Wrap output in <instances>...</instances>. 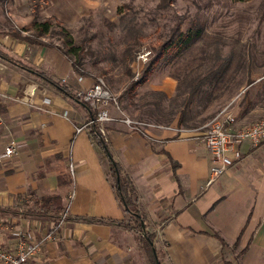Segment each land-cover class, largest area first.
<instances>
[{"label":"crops","instance_id":"obj_1","mask_svg":"<svg viewBox=\"0 0 264 264\" xmlns=\"http://www.w3.org/2000/svg\"><path fill=\"white\" fill-rule=\"evenodd\" d=\"M120 1L0 0V52L13 59L0 54V153L15 143V153L0 159V209L32 206L31 196H55L54 211L66 214L56 222L0 211L1 247L12 248L17 232L40 243L24 264H150L135 229L75 218L120 221L127 215L91 126L75 131L93 114L75 92L90 86L94 75L75 71L46 38L54 23L70 27L98 12L114 15ZM43 21L49 30L35 36V23ZM175 86L165 76L152 90L169 94ZM110 110L114 119L105 124L104 140L132 180L160 263L264 264V143L243 142L241 157L205 186L211 156L194 136L209 119L195 126L181 114L169 123L142 120L152 124L143 134L118 119L122 111Z\"/></svg>","mask_w":264,"mask_h":264},{"label":"rangeland","instance_id":"obj_2","mask_svg":"<svg viewBox=\"0 0 264 264\" xmlns=\"http://www.w3.org/2000/svg\"><path fill=\"white\" fill-rule=\"evenodd\" d=\"M163 3L121 0L114 15L98 12L70 27L54 23L46 38L63 46L62 38L70 35L82 46L81 68L102 77L121 111L133 119L169 123L182 114L195 126L226 104L239 124L264 116V0ZM174 26L184 32L199 28L200 35L140 78L152 55L149 47L165 40ZM145 50L151 53L138 59ZM165 76L176 80L170 95L152 90Z\"/></svg>","mask_w":264,"mask_h":264},{"label":"built area","instance_id":"obj_3","mask_svg":"<svg viewBox=\"0 0 264 264\" xmlns=\"http://www.w3.org/2000/svg\"><path fill=\"white\" fill-rule=\"evenodd\" d=\"M148 50L141 51L137 58L145 60ZM64 81V78H62ZM75 97L93 110V117L82 126H76L79 131L86 125L95 124L97 132L105 139V124L114 119L111 107L121 113L116 95H114L102 77H96L92 84L75 92ZM118 119L135 131L145 134V126L152 124L122 115ZM2 122L0 116V123ZM195 132V138L201 142L211 156L210 173L205 181V186L210 185L218 176L226 172L240 157V146L248 141L252 147L264 143V116L247 124H239L235 114L229 109V104L216 111L209 120ZM15 153V143L9 142L0 153V159ZM69 170L72 174V165ZM73 192H71V195ZM63 212L59 219L64 220ZM18 239L12 248L0 246V264H24L40 250V243L17 232ZM50 236V234H47Z\"/></svg>","mask_w":264,"mask_h":264},{"label":"trees","instance_id":"obj_4","mask_svg":"<svg viewBox=\"0 0 264 264\" xmlns=\"http://www.w3.org/2000/svg\"><path fill=\"white\" fill-rule=\"evenodd\" d=\"M233 1H248V0H233ZM162 2L165 3L167 2V0H162ZM35 25L37 27L36 30L37 33L36 35L34 34L35 36L37 35L39 36V34L49 30L50 28V23L48 21L36 22ZM13 34L29 42H37L35 37L32 36L20 35L19 32L17 31H14ZM199 35H200L199 28L196 29L191 28L184 32L178 26H174V28L170 31L169 36L165 40L149 47L152 51V55L147 60V62H145V64L142 66V69L140 71L141 73L140 78L142 79L148 78L156 70V68L160 63L169 61V57H172L174 54H179L181 51L187 48V46L191 42H193ZM62 45L63 46H57V48L71 60L75 71L80 72L82 65V58H83L82 46L74 43L70 35H65L62 38ZM0 54L3 55L8 60L11 61L13 60L11 57L7 56L2 52H0ZM38 74L46 78L52 84L59 86L56 82L49 79L46 75L42 73H38ZM142 79L137 81V83H140ZM59 88L61 87L59 86ZM90 126H91L90 134L92 136V139L102 148V150L104 151L105 155L109 160V179L115 191L116 197L127 215L128 221L127 222L125 220L116 221L114 219L102 218V217L78 216L75 218H79L88 222H95V223H105V224L118 223L122 226L135 229L138 232V238L140 240L141 246L150 264H161L153 242L154 234L146 230H143L141 227L142 226L141 223L143 222L144 224L145 217L143 213L139 211L137 208V194L131 178L127 173H125L122 170L121 166L116 161H114L110 156L105 140L103 139L102 136L98 134L96 125L92 124ZM29 199L32 202V206H27L21 209L5 208V209H0V211H4V212L8 211L12 214H17L22 216L34 215L40 217H44V216L52 217L56 220V222L58 221L60 215L57 213V211H54L56 210L55 196L40 197V198L31 196ZM242 250L244 249H241V251ZM222 264H231V263L228 261L226 262L223 261Z\"/></svg>","mask_w":264,"mask_h":264},{"label":"water","instance_id":"obj_5","mask_svg":"<svg viewBox=\"0 0 264 264\" xmlns=\"http://www.w3.org/2000/svg\"><path fill=\"white\" fill-rule=\"evenodd\" d=\"M141 225H142V226H141V227H142V229H143V230H145V229H144V224H143V222L141 223Z\"/></svg>","mask_w":264,"mask_h":264}]
</instances>
